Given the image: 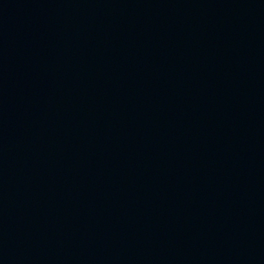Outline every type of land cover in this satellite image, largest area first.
Returning <instances> with one entry per match:
<instances>
[{
    "label": "water",
    "instance_id": "obj_1",
    "mask_svg": "<svg viewBox=\"0 0 264 264\" xmlns=\"http://www.w3.org/2000/svg\"><path fill=\"white\" fill-rule=\"evenodd\" d=\"M0 264H264V0H0Z\"/></svg>",
    "mask_w": 264,
    "mask_h": 264
}]
</instances>
